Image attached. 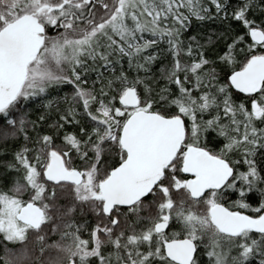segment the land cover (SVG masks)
Masks as SVG:
<instances>
[{"label": "snow or ice", "instance_id": "obj_1", "mask_svg": "<svg viewBox=\"0 0 264 264\" xmlns=\"http://www.w3.org/2000/svg\"><path fill=\"white\" fill-rule=\"evenodd\" d=\"M0 264H264V0H0Z\"/></svg>", "mask_w": 264, "mask_h": 264}]
</instances>
